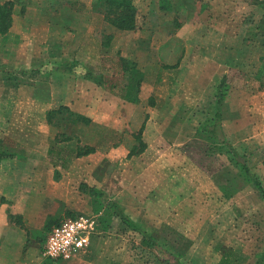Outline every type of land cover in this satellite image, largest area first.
<instances>
[{"label": "rangeland", "instance_id": "374dc122", "mask_svg": "<svg viewBox=\"0 0 264 264\" xmlns=\"http://www.w3.org/2000/svg\"><path fill=\"white\" fill-rule=\"evenodd\" d=\"M130 1L144 17L135 31L112 27L103 0H0L11 3L0 34V150L14 155L0 162V203L20 198L33 176L50 193L33 199L32 223L41 224L38 208L48 215L21 263L167 264L165 251L176 264L224 255L264 264V200L238 164L264 189V0ZM65 62L79 74L18 73ZM141 125L145 148L128 157ZM77 148L93 152L76 158ZM68 217L93 222L89 247L68 261L43 258Z\"/></svg>", "mask_w": 264, "mask_h": 264}, {"label": "trees", "instance_id": "16d2710c", "mask_svg": "<svg viewBox=\"0 0 264 264\" xmlns=\"http://www.w3.org/2000/svg\"><path fill=\"white\" fill-rule=\"evenodd\" d=\"M105 5V11H106V19L109 22V24L114 27L117 30L120 31H135L138 29L141 22H143L144 17L138 12L136 6L130 1V0H103ZM10 9H11V3L7 2L3 5L0 4V34L4 35L7 33L8 29L11 26V19H10ZM172 68L175 67L171 66ZM167 67V68H171ZM125 71L128 68H124ZM81 70V66H79L76 63H62L59 65H43L40 68H31V69H23L18 71V73L22 76H28V77H36V76H44L48 74H52L55 72H62V73H70V74H79ZM0 72H3L0 70ZM83 78L87 80H94L97 81L96 76L89 71L84 72ZM224 79L222 80L220 84V89L223 87ZM221 101H222V94L221 92L218 94V97L215 102V112L213 116V122L210 124L209 133L210 135H213L217 129L220 128L221 123ZM60 109H66L65 107H62ZM53 112L48 113V117H50ZM72 114V113H71ZM74 115V114H72ZM76 122H82V123H89V119L80 116L75 115ZM50 118L48 119V121ZM138 133L136 134V139L139 141V150L136 151V148H133L129 154V156H135L141 152H143V149L145 148V144L141 141V133L143 130L142 125L140 126ZM224 146L227 148L229 155L235 159H239V155L237 152H235L231 146L225 142ZM51 150V149H50ZM93 152L92 148H77L75 157L79 158L82 156H86L89 153ZM48 154H51V151H48ZM14 155L12 153H9L7 151H1L0 150V162L12 159ZM240 166V171L243 172L244 176L251 182V184L260 192L263 200H264V189L262 188V185L258 178L252 176L245 164L244 161L238 162ZM109 208L112 209L114 215L118 217L124 225H126L129 228H132L133 230H137V226L122 212V210L119 208L117 204L114 202L109 203ZM152 244V247H155L157 244L153 240H148ZM162 255L166 256L167 258V264H176L177 261L174 263H171V256L167 254V252L163 251L161 253ZM219 264H228V256H223L220 260Z\"/></svg>", "mask_w": 264, "mask_h": 264}, {"label": "crops", "instance_id": "0c3cea01", "mask_svg": "<svg viewBox=\"0 0 264 264\" xmlns=\"http://www.w3.org/2000/svg\"><path fill=\"white\" fill-rule=\"evenodd\" d=\"M26 182L20 198L10 203H0V264H23L21 262H25L27 257L23 253L24 249L31 250L39 245L38 233L42 230L48 213L43 211V207L37 206L41 210L39 216L42 217V221L40 225H34L32 212L37 209L33 199L42 194L50 197V193L33 188L39 186L36 185L38 179L35 176ZM16 217H21L22 222L17 223ZM76 260L77 262L73 261V264L78 263L79 259Z\"/></svg>", "mask_w": 264, "mask_h": 264}, {"label": "built area", "instance_id": "2783aa9c", "mask_svg": "<svg viewBox=\"0 0 264 264\" xmlns=\"http://www.w3.org/2000/svg\"><path fill=\"white\" fill-rule=\"evenodd\" d=\"M95 231L92 221L83 217H68L51 229L42 250L49 261H68L89 247Z\"/></svg>", "mask_w": 264, "mask_h": 264}]
</instances>
